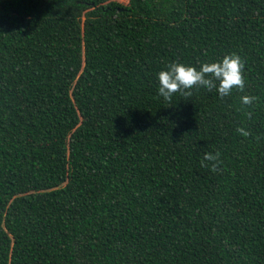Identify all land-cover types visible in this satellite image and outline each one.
<instances>
[{
	"label": "trees",
	"instance_id": "trees-1",
	"mask_svg": "<svg viewBox=\"0 0 264 264\" xmlns=\"http://www.w3.org/2000/svg\"><path fill=\"white\" fill-rule=\"evenodd\" d=\"M0 264H264V0H0Z\"/></svg>",
	"mask_w": 264,
	"mask_h": 264
},
{
	"label": "clouds",
	"instance_id": "clouds-1",
	"mask_svg": "<svg viewBox=\"0 0 264 264\" xmlns=\"http://www.w3.org/2000/svg\"><path fill=\"white\" fill-rule=\"evenodd\" d=\"M244 67L245 62L236 53L226 55L218 62H204L199 68L180 62H172L166 70L157 73L158 95L170 102L176 93L183 97H190L193 89L206 88L208 91L216 89L220 98L223 99L229 96L233 89L244 92ZM257 99V97L249 95L240 97L242 104L249 106ZM236 131L243 136L250 135L243 127H237ZM220 157L219 151H216L215 154L205 153L201 165L203 167L210 166L212 172H219V165L223 163Z\"/></svg>",
	"mask_w": 264,
	"mask_h": 264
},
{
	"label": "rangeland",
	"instance_id": "rangeland-1",
	"mask_svg": "<svg viewBox=\"0 0 264 264\" xmlns=\"http://www.w3.org/2000/svg\"><path fill=\"white\" fill-rule=\"evenodd\" d=\"M115 1H117V2H119L121 4H125V0H115Z\"/></svg>",
	"mask_w": 264,
	"mask_h": 264
}]
</instances>
